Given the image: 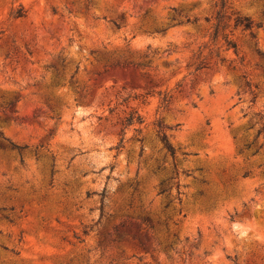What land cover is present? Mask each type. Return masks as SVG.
Here are the masks:
<instances>
[{
    "label": "rangeland",
    "instance_id": "374dc122",
    "mask_svg": "<svg viewBox=\"0 0 264 264\" xmlns=\"http://www.w3.org/2000/svg\"><path fill=\"white\" fill-rule=\"evenodd\" d=\"M219 3L0 0V264H264V0Z\"/></svg>",
    "mask_w": 264,
    "mask_h": 264
},
{
    "label": "trees",
    "instance_id": "16d2710c",
    "mask_svg": "<svg viewBox=\"0 0 264 264\" xmlns=\"http://www.w3.org/2000/svg\"><path fill=\"white\" fill-rule=\"evenodd\" d=\"M227 0H220V8L221 10L224 9L225 4H226ZM221 10H219L218 12H216V23L214 24V31H213V36L216 35V33L219 31L220 28H223V26L221 25V21L223 18V12H221ZM24 15V12H21L20 10H17L16 12H14V17H22ZM234 25L235 26H241L244 30H249V34L250 36L253 38L254 35L251 32V28L255 25L253 24L252 20L247 17V16H242L240 14H236L234 17ZM224 39L226 42V45L228 48H233V50L236 52V44L232 41L227 39L226 35H224ZM130 62H125L123 61L122 63H120L119 61L116 62L115 64H111L113 65H125V64H129ZM143 64H137V66H141ZM133 123H137L140 124L142 123V118L141 116H139L138 114H136V112H130L123 120V124L125 125H131ZM163 142H164V146L166 148V150L173 155L174 154V149L173 147L167 142V140L165 138H162ZM120 146V145H119ZM163 191V190H162Z\"/></svg>",
    "mask_w": 264,
    "mask_h": 264
}]
</instances>
